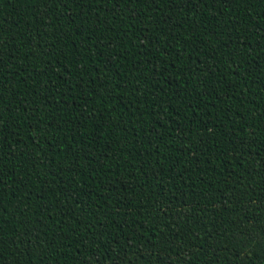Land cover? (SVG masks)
<instances>
[{
    "label": "trees",
    "instance_id": "16d2710c",
    "mask_svg": "<svg viewBox=\"0 0 264 264\" xmlns=\"http://www.w3.org/2000/svg\"><path fill=\"white\" fill-rule=\"evenodd\" d=\"M0 264H264V0H0Z\"/></svg>",
    "mask_w": 264,
    "mask_h": 264
},
{
    "label": "snow or ice",
    "instance_id": "6c2138e0",
    "mask_svg": "<svg viewBox=\"0 0 264 264\" xmlns=\"http://www.w3.org/2000/svg\"><path fill=\"white\" fill-rule=\"evenodd\" d=\"M174 2L177 4V5H180V3H181V0H174ZM217 2V0H215V3ZM229 2H231V0H221V6L222 7H225L226 5H227V3H229ZM197 3L198 4H208L209 5V7H211V5H212V3H213V0H203V2H202V0H197ZM242 235H244L245 236V238L247 239V234L246 233H243V231H242Z\"/></svg>",
    "mask_w": 264,
    "mask_h": 264
}]
</instances>
